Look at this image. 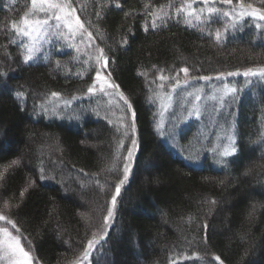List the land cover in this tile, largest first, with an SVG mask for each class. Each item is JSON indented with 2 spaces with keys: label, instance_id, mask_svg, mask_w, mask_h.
<instances>
[{
  "label": "trees",
  "instance_id": "16d2710c",
  "mask_svg": "<svg viewBox=\"0 0 264 264\" xmlns=\"http://www.w3.org/2000/svg\"><path fill=\"white\" fill-rule=\"evenodd\" d=\"M190 2L119 0V8L115 0L74 3L107 54L104 72L132 105L135 116L123 130L87 96L100 66L86 47L54 27L33 60L24 62L29 43L12 25L22 26L26 13L33 19L31 0H0V212L11 214L39 264H75L87 240L104 234L90 254L91 264H219L215 256L223 264H264V84L243 95L237 152L223 166L195 145L193 134L184 139L198 121L181 126L178 141L163 136L159 127L153 93L161 76L264 67L258 28L234 31L222 15L196 13V20L187 15ZM243 3L264 7L262 0ZM210 6L224 9L218 1ZM52 92L76 101L49 114ZM133 139L129 179L103 233L101 217L112 206ZM117 155L118 170L109 171Z\"/></svg>",
  "mask_w": 264,
  "mask_h": 264
},
{
  "label": "rangeland",
  "instance_id": "374dc122",
  "mask_svg": "<svg viewBox=\"0 0 264 264\" xmlns=\"http://www.w3.org/2000/svg\"><path fill=\"white\" fill-rule=\"evenodd\" d=\"M216 1L224 7V11H229L231 13L233 9H235L233 15L229 17L231 25L235 22L236 26H232L234 31H239L240 29L251 25L256 27V25L259 24L260 27L257 32L258 34L260 33L264 36V21L259 20L258 17H240L239 12L241 11V8L240 3H235L237 0H233L231 5L221 4L219 0ZM200 2L203 3V0H195L194 3L191 0L190 3H192V8L190 10L188 9V11L201 13L200 10L204 9L202 13L208 14L207 7H209L210 4L205 5L203 3V7H199L198 4ZM38 16L39 18H44V13H39ZM75 16H77V13H75ZM75 16L73 17V20L75 19ZM56 23L57 22L54 19L49 21V28L46 30L47 33L49 30L56 27ZM61 28L65 29L68 34L69 29L65 27ZM46 35L42 34L41 37H38L35 41H33L31 37H22L27 40L29 47L34 44L36 49L34 53H38L41 43ZM73 37L80 41L83 48L86 47V50L88 51L87 55L96 62L97 53L94 51V47L96 45L95 41L93 39L90 41L86 34L82 38L79 31H76ZM102 63L103 61H101L100 64ZM98 66H100L99 71L101 73V77L112 83L107 74L104 72V67H101L99 64ZM239 72L241 73L240 75L233 76L227 75L229 72H224L223 76H220L221 73L206 75L211 77L209 80L200 79L202 76H186L185 78L184 75L181 77L178 76L176 79H163L160 83L161 85H159L153 93V100L158 107V123L162 135L165 137H173L176 141H178L181 126L185 128H188L189 126L192 127V124H189V122L192 120L198 121L197 130L192 131L193 128L187 130L186 134L183 135L184 139L187 140L188 136L190 138V134H193L191 139L195 145L199 146L200 143V146L205 147L203 150H205V155L208 156L211 162L214 165L223 166L226 159H228V157L232 154L229 156H221L220 153L223 152L225 148H228L229 151H231V147H236V120L238 116V106L240 105L241 99L249 89L255 88L256 85L261 83L264 84V79L259 77H245L243 76L244 71ZM177 81H179V84H177ZM100 87L101 82H97V91L95 93H89L87 96L95 98L97 100V107H100L104 113L110 116L114 123L118 124V126L125 130L128 122L133 118L132 110L128 108L124 99L121 98L119 90L108 87L105 84L104 90L100 91ZM232 89H236V91L233 92ZM75 101L76 98L70 100L59 96L54 97L46 104L47 111L49 114H60V109H66ZM129 129L131 130V127ZM213 149H215V151H213ZM135 152L136 147L133 149V156ZM189 153L193 154L190 150ZM133 156L131 162L133 160ZM131 167L132 163H130V169ZM113 217L114 212L108 225L105 226L103 224V233L109 231ZM0 226H4L3 221H0ZM9 230L13 231L11 226H9ZM13 234L16 233L13 232ZM104 237L105 234L95 237L94 240H96L97 243ZM21 242L22 244L24 243L23 240ZM92 250L90 251L87 259L81 258L75 264H91L90 254ZM82 256L83 253L80 257ZM212 260L215 259L212 258ZM0 264H7V261L0 260Z\"/></svg>",
  "mask_w": 264,
  "mask_h": 264
},
{
  "label": "snow or ice",
  "instance_id": "6c2138e0",
  "mask_svg": "<svg viewBox=\"0 0 264 264\" xmlns=\"http://www.w3.org/2000/svg\"><path fill=\"white\" fill-rule=\"evenodd\" d=\"M116 7H120L119 0H115ZM194 3L195 0H192ZM216 0H203V3L205 5L214 4ZM221 4L231 5L233 3V0H219ZM74 3H76V0H31V12L33 15V19L28 18V14L26 13L23 17H21L22 26L17 25L16 23H13L12 27L15 29L16 33L18 35H22L24 37H31L33 41H35L38 37H41L42 34H48L47 29L49 28V21L55 20L56 28L59 30L61 27H65L69 29L68 35L64 36L65 39L71 38L76 31H79L81 34V37L83 38L86 34L89 40L91 41L93 39V34L88 31V28L85 27L84 23L81 22L79 16H75L76 8L74 7ZM241 11L239 12V16H252V17H258L259 20L264 21V7L257 8L254 7L252 4L245 5L243 3V0H239ZM262 3H264V0H262ZM187 9L192 8V3L186 4ZM80 10L83 11L84 7L81 5ZM185 10V6H182L181 8L177 9V14H179L181 11ZM204 9H201L200 12L202 13ZM207 12L209 14V17L216 15V16H224V17H230L235 12V9L230 13L229 11H224L220 8H216L213 6L207 7ZM44 13V18H39L38 14ZM97 17L99 18L100 13H96ZM127 15V13H126ZM155 16V13L152 14ZM188 16L195 15L196 20H200V15L196 14L194 11H188ZM75 16V19L73 20V17ZM156 21L153 20L152 27H156ZM233 27H235V22L232 24ZM257 28L260 27L259 24L256 25ZM59 35L63 36V33H58ZM216 38L219 40L221 38V33L219 30L216 32ZM27 48V55L23 56L24 62H30L33 60L35 52V45L29 47L25 45ZM94 51L97 53L96 55V62L99 64L101 61L103 63L101 64V67H107L108 64V57L107 54L104 52L103 48H100L99 45H95ZM59 63V62H57ZM87 63V61H85ZM181 71L184 72L185 75L188 74L189 69L183 68ZM241 73L239 71L237 72H229L227 75L233 76V75H240ZM110 75V74H109ZM224 74L221 73L220 76H223ZM243 76L245 77H259L261 79H264V67L260 68H248L243 72ZM219 78V77H217ZM161 80L164 79L163 76L160 77ZM200 79L203 80H209L211 77L209 76H202ZM101 82L100 91L104 90V85L106 84L108 87L111 88H118V85H115L114 83L108 82L107 79L101 77V73L99 70L96 71V80L87 88L88 93H95L97 91L96 83ZM177 84H179V81H177ZM233 92L236 91V89H232ZM17 95H23V93L18 92ZM51 95L53 97H57L60 94L57 92H52ZM121 98L124 99L125 104H127L128 108L131 109L132 105L128 103V100L126 97H124L123 93H120ZM133 116H135V113H133ZM136 146V140H132V147L128 148L127 150V157L124 158L126 162L123 164V176L118 180V182L115 184V195L111 197V207L107 209V215L103 217L104 225L107 226L110 219L113 216L114 209L116 207L117 203V197L121 193L122 186L128 181L129 179V172H130V163L133 156V149ZM118 147H123V142L121 141L118 145ZM215 151V149H213ZM237 152V148L235 146L231 147V151H229L228 148H225L223 152L220 153L221 156H229L231 154H234ZM121 159L119 155L115 156L112 167L109 169V171H116L117 169V162ZM13 164L18 163L17 161H13ZM97 183H99L97 181ZM23 195V192H21V196ZM212 203H216L215 201H212ZM5 209H8L9 206L7 203L4 205ZM255 211V206H253V212L249 213V216H252ZM0 221L4 222V226H0V260H6L7 264H39L38 259L32 255L33 246L31 244V241L28 240L26 237L23 236V233L21 232L20 228L17 225V222L14 221L11 218L10 213L0 212ZM9 226H11V229L13 231L9 230ZM207 228V225L204 226ZM15 232L16 234H13ZM95 235V234H94ZM22 240H24V243L22 244ZM96 244V240L94 239H88L86 247L83 251V256L78 257L77 259H87L89 256L90 251L94 248ZM214 259L216 261H219V264H223V261L220 259L219 256H215Z\"/></svg>",
  "mask_w": 264,
  "mask_h": 264
},
{
  "label": "bare ground",
  "instance_id": "6f19581e",
  "mask_svg": "<svg viewBox=\"0 0 264 264\" xmlns=\"http://www.w3.org/2000/svg\"><path fill=\"white\" fill-rule=\"evenodd\" d=\"M82 109V108H81ZM87 114V113H86ZM101 218H103V217H101ZM100 226V225H99Z\"/></svg>",
  "mask_w": 264,
  "mask_h": 264
}]
</instances>
